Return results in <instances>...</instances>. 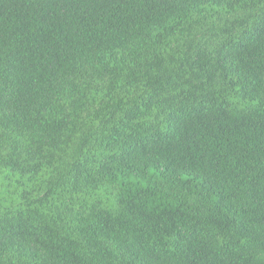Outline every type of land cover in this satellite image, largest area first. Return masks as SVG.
Wrapping results in <instances>:
<instances>
[{"label":"trees","instance_id":"16d2710c","mask_svg":"<svg viewBox=\"0 0 264 264\" xmlns=\"http://www.w3.org/2000/svg\"><path fill=\"white\" fill-rule=\"evenodd\" d=\"M0 264H264V0H0Z\"/></svg>","mask_w":264,"mask_h":264}]
</instances>
